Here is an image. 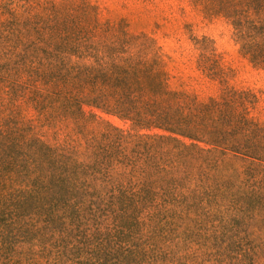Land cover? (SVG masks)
Returning <instances> with one entry per match:
<instances>
[{
    "label": "trees",
    "instance_id": "16d2710c",
    "mask_svg": "<svg viewBox=\"0 0 264 264\" xmlns=\"http://www.w3.org/2000/svg\"><path fill=\"white\" fill-rule=\"evenodd\" d=\"M188 2L264 72V0ZM0 264H264V176L0 77Z\"/></svg>",
    "mask_w": 264,
    "mask_h": 264
},
{
    "label": "rangeland",
    "instance_id": "374dc122",
    "mask_svg": "<svg viewBox=\"0 0 264 264\" xmlns=\"http://www.w3.org/2000/svg\"><path fill=\"white\" fill-rule=\"evenodd\" d=\"M0 9V77L119 126L199 141L264 176V72L225 23L188 0H0Z\"/></svg>",
    "mask_w": 264,
    "mask_h": 264
}]
</instances>
